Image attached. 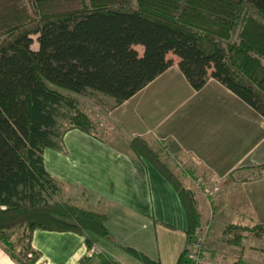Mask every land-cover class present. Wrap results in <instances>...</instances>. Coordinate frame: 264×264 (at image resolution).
Masks as SVG:
<instances>
[{"label":"trees","instance_id":"16d2710c","mask_svg":"<svg viewBox=\"0 0 264 264\" xmlns=\"http://www.w3.org/2000/svg\"><path fill=\"white\" fill-rule=\"evenodd\" d=\"M170 55L192 90L214 79L264 119V0H0V242L18 264H38L35 230L86 235L88 248L87 235L110 239L104 214L58 199L43 153L62 149L70 129H94L74 94H101L118 106L172 66ZM131 145L176 190L188 220V245L176 264H193L199 214L192 193L143 140ZM229 227L239 231L231 243L246 230ZM18 228L27 263L5 243ZM125 250L143 264H160ZM93 258L80 264H118Z\"/></svg>","mask_w":264,"mask_h":264},{"label":"crops","instance_id":"0c3cea01","mask_svg":"<svg viewBox=\"0 0 264 264\" xmlns=\"http://www.w3.org/2000/svg\"><path fill=\"white\" fill-rule=\"evenodd\" d=\"M170 59L172 66L130 99L116 106L109 98L108 110L95 109L100 126L70 129L62 149H45L44 167L59 197L105 215L110 239L87 235L97 256L143 264L128 248L176 264L188 245L187 214L171 182L133 151L140 138L192 193L199 225H210L201 264H264V119L214 79L192 90L178 58ZM176 102L181 110L167 112ZM231 225L246 229L234 243L224 233ZM85 240L35 230L30 244L38 264H80L89 257ZM0 264H18L2 242Z\"/></svg>","mask_w":264,"mask_h":264},{"label":"rangeland","instance_id":"374dc122","mask_svg":"<svg viewBox=\"0 0 264 264\" xmlns=\"http://www.w3.org/2000/svg\"><path fill=\"white\" fill-rule=\"evenodd\" d=\"M134 1V0H133ZM134 3V2H133ZM33 48L36 49L37 45L34 43L33 44ZM135 49L140 53L141 52V47L137 46L135 47ZM173 58V56H170ZM51 87L58 90L61 93L67 94L70 93V91H66L63 88L54 86L53 84H51ZM74 94V93H73ZM75 96H72L73 98H75V102H76V106L81 110V112L84 110L87 111V113L90 114V119L92 121V126L98 125V121L100 119V115L96 114L95 109H102V110H108V108L111 106L112 104V100L109 99L107 96L104 95H99V94H94L93 96L90 97H85V96H77V94H74ZM188 103V102H186ZM185 103V104H186ZM170 105V104H169ZM184 106V103H183ZM168 111L167 112H171L172 114L176 113L177 111L181 110V105L179 102H176L174 104H171L169 107L166 108ZM98 122V123H97ZM63 129L68 128V123L67 122H63ZM105 124L104 122H102V125ZM101 125V126H102ZM113 136H117L115 133H113ZM177 179V178H176ZM56 199V198H55ZM58 199H62L61 197H58ZM57 200V199H56ZM58 201V200H57ZM62 201H66L65 199ZM200 227V225H199ZM206 228V225H202L201 229L204 230ZM210 227L208 230V233H206V239L207 236H209L210 234ZM227 232V237L228 239H230V237H237L239 236V231L233 230L230 227L227 226V228L225 229V233ZM255 234H259V231L257 229H255ZM7 235L9 236L7 238V240L5 241L6 245H7V249L10 252V254H12L13 256H15L16 258L20 259L22 262L27 263L28 260L30 259L27 256V252H26V248H25V241H26V237L24 236L23 233V229H15V230H9L7 232ZM231 235V236H230ZM206 245V242L204 243V246ZM203 246V247H204ZM92 247V245H91ZM91 247L88 249V251L91 249ZM82 264H89V261L85 259V261H83Z\"/></svg>","mask_w":264,"mask_h":264},{"label":"built area","instance_id":"2783aa9c","mask_svg":"<svg viewBox=\"0 0 264 264\" xmlns=\"http://www.w3.org/2000/svg\"><path fill=\"white\" fill-rule=\"evenodd\" d=\"M209 227L210 225L206 224V228L204 230H202L200 226L195 231L193 249L190 255V258L193 264L202 263L203 246L206 241V233H208ZM97 255H99L98 248L96 246H92L91 249L88 251V256L97 257Z\"/></svg>","mask_w":264,"mask_h":264}]
</instances>
